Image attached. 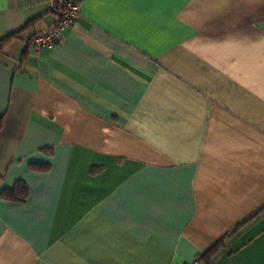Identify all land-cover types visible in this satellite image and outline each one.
Returning <instances> with one entry per match:
<instances>
[{
	"label": "crops",
	"instance_id": "obj_1",
	"mask_svg": "<svg viewBox=\"0 0 264 264\" xmlns=\"http://www.w3.org/2000/svg\"><path fill=\"white\" fill-rule=\"evenodd\" d=\"M54 1L0 0V264H264V0H72L36 50Z\"/></svg>",
	"mask_w": 264,
	"mask_h": 264
},
{
	"label": "built area",
	"instance_id": "obj_2",
	"mask_svg": "<svg viewBox=\"0 0 264 264\" xmlns=\"http://www.w3.org/2000/svg\"><path fill=\"white\" fill-rule=\"evenodd\" d=\"M62 5L60 11L61 24L55 27L51 32L45 35L37 36L32 47L34 49H41L43 47L52 46L60 37V31L63 27H75L76 19L80 18V6L78 2L72 0H57Z\"/></svg>",
	"mask_w": 264,
	"mask_h": 264
},
{
	"label": "trees",
	"instance_id": "obj_3",
	"mask_svg": "<svg viewBox=\"0 0 264 264\" xmlns=\"http://www.w3.org/2000/svg\"><path fill=\"white\" fill-rule=\"evenodd\" d=\"M54 12L57 16V26H59L61 24V18H60V11L62 10V5L59 1L55 0L54 1ZM20 36L19 33L16 34H11L5 38H0V54L3 53V49L4 46L11 42L12 40H16L18 39V37ZM36 38V37H35ZM35 38H32V40L30 41L29 45H32L33 41ZM2 123V118L0 117V125ZM27 193V188H26V184H24L23 182H19L18 185L16 186V188L12 191H9L8 194L16 195V197L21 198L24 197ZM233 234V233H232ZM231 236V234H228L226 237H224L220 242H218L214 247H212L206 254H203L200 256L199 260H206V262H209V259L213 256H215L216 254H218L222 247L224 246L225 240L227 238H229Z\"/></svg>",
	"mask_w": 264,
	"mask_h": 264
}]
</instances>
